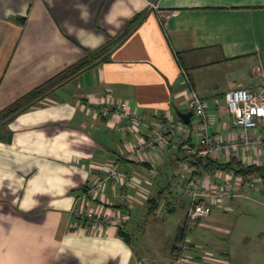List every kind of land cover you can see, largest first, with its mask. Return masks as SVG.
<instances>
[{"label": "crops", "instance_id": "crops-1", "mask_svg": "<svg viewBox=\"0 0 264 264\" xmlns=\"http://www.w3.org/2000/svg\"><path fill=\"white\" fill-rule=\"evenodd\" d=\"M112 43L89 67L25 100ZM260 84L264 90V0H0V264H177L181 225L164 258L137 250L132 238L150 217L177 210L172 194H163L159 209L167 197L176 201L165 213H151L148 201L163 188L155 181L162 166L174 169V183L186 157L170 147L150 160L121 159L148 130L115 129L99 103L126 100L149 122L170 116L189 129L195 114L186 124L178 112L192 110L190 87L207 104L212 133L226 137L240 132L227 93L238 86L260 93ZM19 100L23 107L11 113ZM244 153L264 166V154ZM115 162L121 179L90 198L91 184ZM207 171L234 185L226 172ZM127 174L141 181L129 182ZM88 209L129 219L92 228L83 224ZM194 247L185 248L182 264H205Z\"/></svg>", "mask_w": 264, "mask_h": 264}, {"label": "built area", "instance_id": "built-area-1", "mask_svg": "<svg viewBox=\"0 0 264 264\" xmlns=\"http://www.w3.org/2000/svg\"><path fill=\"white\" fill-rule=\"evenodd\" d=\"M187 96L190 108L195 114L194 127L186 128L181 122H175L170 116H155L152 122L145 119L137 110L133 109L129 101H117L109 98L99 103L101 114L109 119V124L119 131H138L147 129L148 133L128 151L121 154L123 160L143 159L150 160L156 150L165 151L173 147L182 149L188 157L184 161V169L178 171L175 184H181L185 194L190 197V203L185 220V240L180 244L183 247L178 253L176 263L182 264L189 257L185 254L187 230L196 221L205 219L213 213L215 205H222L226 200L242 195L245 185L257 187V181L262 180L257 175L237 174L232 170L219 169L216 172L229 176L234 185H223L210 178L206 169L209 160L218 161L222 156L241 161L244 165H261L256 159H247L244 152L256 150L264 154V133H257L264 124V90L260 93L247 86H238L231 89L226 96L227 107L235 127L240 132L224 137L212 133V120L207 110V104L197 91L188 87ZM191 136L196 141H191ZM202 162L197 165L194 158ZM120 162H115L107 173L95 180L88 189V196L92 199L101 198L103 188L109 182H118L121 179ZM262 166V165H261ZM129 182L141 181L138 175H126ZM237 187V188H236ZM126 196L128 194L125 193ZM161 206L163 213L169 211L170 204H175V198L165 199ZM83 224L92 228L103 229L107 222L116 225L127 222L126 213H115L112 216H101L94 210L88 209L84 214ZM122 222V223H120ZM185 244V245H184Z\"/></svg>", "mask_w": 264, "mask_h": 264}, {"label": "rangeland", "instance_id": "rangeland-1", "mask_svg": "<svg viewBox=\"0 0 264 264\" xmlns=\"http://www.w3.org/2000/svg\"><path fill=\"white\" fill-rule=\"evenodd\" d=\"M251 62L245 63L250 70L253 67ZM246 77L250 79V76ZM257 79L260 80V76ZM258 89L263 90L262 84ZM162 167L163 173L155 178L156 185L164 187L165 193L179 197L178 208L162 217L159 215V218L150 217L151 225L142 224L144 227L135 231L132 239L137 250L145 254H164L159 255L164 258L179 225L185 226L190 197L173 183L174 169ZM257 182L256 188L245 185L244 196L235 198L232 204L227 203L230 207L225 203L215 205L210 217L196 221L188 228L184 245L188 248L194 244L205 264H264V183L263 180ZM182 203L186 207H182ZM177 245L178 254L183 245Z\"/></svg>", "mask_w": 264, "mask_h": 264}, {"label": "trees", "instance_id": "trees-1", "mask_svg": "<svg viewBox=\"0 0 264 264\" xmlns=\"http://www.w3.org/2000/svg\"><path fill=\"white\" fill-rule=\"evenodd\" d=\"M142 16H144V14L137 15L135 17V19L132 21L133 25L138 24V22L142 19ZM112 45H113V43L109 44L108 46L104 47L101 50L98 49V50H94V51H89L87 53L88 57L85 60L73 65L69 70H67V72H63V73L59 74L58 76H56L54 78L53 81H51L47 84H44L43 86H40L39 88L35 89L29 95H27V97H25V100H31V98L36 99V98L43 96V94L45 92H47L48 88L53 83H58V82L64 80L65 78H67L69 76V74H75V73L79 72L80 70L89 67L91 65V62L95 61L96 59H99V55L105 53L108 49H110V47H112ZM21 101L22 100H19L18 102H16L15 104H13V106H11L9 108L11 113H14V112L21 110L20 109L21 106L23 107V104L21 103ZM178 152H180L184 157H188V155H186L182 149H178ZM194 160H195L197 165L201 164V162H202L198 157L194 158ZM206 169H209L211 171H217L219 169L232 170L235 173H237V174L239 173L242 175H252V174L259 175V176H261L263 183H264V166L256 165V164L244 165L242 162L236 160L235 158L231 159L228 163H222L219 160L218 161L209 160L207 162ZM164 192H165V189L163 187L160 189V191L156 195H154L153 197H151L149 199V201H148L150 204L149 210L151 213H153L154 211H156L159 208ZM185 231H186L185 226L181 227L180 234H179V241L185 240ZM119 234L126 236L127 238L131 237L129 234L127 235V232H125L123 230V227L119 228Z\"/></svg>", "mask_w": 264, "mask_h": 264}, {"label": "water", "instance_id": "water-1", "mask_svg": "<svg viewBox=\"0 0 264 264\" xmlns=\"http://www.w3.org/2000/svg\"><path fill=\"white\" fill-rule=\"evenodd\" d=\"M193 113H194L193 110H191L189 112H178L179 116L182 118V120L186 124H190L191 123V119H192Z\"/></svg>", "mask_w": 264, "mask_h": 264}]
</instances>
